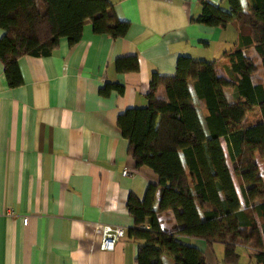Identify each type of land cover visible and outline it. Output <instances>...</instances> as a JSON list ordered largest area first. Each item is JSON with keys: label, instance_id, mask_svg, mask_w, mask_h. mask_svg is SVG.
Here are the masks:
<instances>
[{"label": "crops", "instance_id": "0c3cea01", "mask_svg": "<svg viewBox=\"0 0 264 264\" xmlns=\"http://www.w3.org/2000/svg\"><path fill=\"white\" fill-rule=\"evenodd\" d=\"M109 1L128 24L123 37L96 35L87 22L73 46L61 39L48 56L20 57L13 86L0 63V264H135L136 242L102 250L100 227L131 228L129 194L141 201L158 179L135 167L117 119L146 106L152 73L173 76L180 56L227 65L237 39L234 24L191 21L200 0ZM120 59H127L121 71ZM157 96L165 99L164 91ZM194 104L203 123L202 103ZM159 219L163 230L180 228L171 212ZM179 238L201 250L206 264L208 251L223 264L221 244ZM161 262L173 264L165 256Z\"/></svg>", "mask_w": 264, "mask_h": 264}, {"label": "trees", "instance_id": "16d2710c", "mask_svg": "<svg viewBox=\"0 0 264 264\" xmlns=\"http://www.w3.org/2000/svg\"><path fill=\"white\" fill-rule=\"evenodd\" d=\"M223 1L226 10L200 0V13L191 21L236 26V42L224 55L225 76L217 61L180 56L173 76L152 73L146 106L117 119L135 167L151 169L158 179L141 201L132 194L126 201L133 219L128 236L137 244L135 264H162L164 256L173 264H206L204 253L181 236L221 244L223 264H240L237 249L250 244L254 263L264 264V179L258 167V160L264 164V82L252 81L258 70L264 78V0ZM87 22L94 34L112 39L128 28L109 0H0V63L8 84L19 83L20 57L48 56L61 39L73 46ZM131 59L136 70V58ZM126 60L117 61L118 70ZM160 89L165 99L157 96ZM194 99L202 103L203 123ZM256 109L260 120L245 125L246 115ZM165 212H171L178 230L162 229L159 218Z\"/></svg>", "mask_w": 264, "mask_h": 264}, {"label": "rangeland", "instance_id": "374dc122", "mask_svg": "<svg viewBox=\"0 0 264 264\" xmlns=\"http://www.w3.org/2000/svg\"><path fill=\"white\" fill-rule=\"evenodd\" d=\"M254 56H255V54H254ZM221 66H222V64H219L218 68L220 69V74L224 75ZM252 81L254 83L257 82V81L264 82V78L262 77L261 70H258L256 73H254L252 75ZM224 91H225V94H226V98L228 100H231V95H232L231 89L227 88ZM259 120H260V114H259V111L256 109V110H254V111H252V112H250V113H248L246 115V122L244 124L245 125L253 124V123H255V122L259 121ZM221 145H222L223 151L225 153L227 166H228L229 171L231 173V177H232L236 192L238 194V197L241 199L239 185H238L237 179L235 178V176L233 174V166H232V163H231L230 158H229L226 142L224 140H222L221 141ZM258 167H259L260 172L262 173L261 174L262 178L264 179V164L261 161H259V160H258ZM247 247L251 248V245L247 244L246 247L239 246L238 249H237V252L240 254V264H255L254 261L250 259L251 258V254H250V251L247 249ZM251 252H253V251H251ZM207 253H208V257H207L208 262H207V264H213V262H211V259H210V257L212 259L214 258L213 253L211 251L210 252L208 251Z\"/></svg>", "mask_w": 264, "mask_h": 264}, {"label": "built area", "instance_id": "2783aa9c", "mask_svg": "<svg viewBox=\"0 0 264 264\" xmlns=\"http://www.w3.org/2000/svg\"><path fill=\"white\" fill-rule=\"evenodd\" d=\"M127 171L122 172V176L127 175ZM23 224H26V219H23ZM101 230V241H100V249L102 250H112L114 245L122 240L132 239L128 236V230L122 227H114L110 225H102L100 227Z\"/></svg>", "mask_w": 264, "mask_h": 264}]
</instances>
